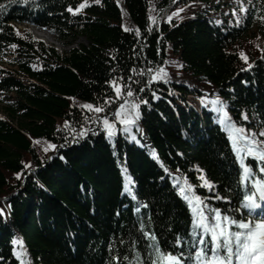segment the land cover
Listing matches in <instances>:
<instances>
[{
    "label": "trees",
    "instance_id": "obj_1",
    "mask_svg": "<svg viewBox=\"0 0 264 264\" xmlns=\"http://www.w3.org/2000/svg\"><path fill=\"white\" fill-rule=\"evenodd\" d=\"M84 2L0 0V264H20L17 240L28 264H152L141 225L187 259L199 249L177 180L209 208L244 217L242 169L202 100L219 99L264 140V0H87L68 11ZM31 23L70 49L19 27ZM125 100L135 125L115 121ZM104 118L116 124L111 137ZM250 166L261 179L260 164Z\"/></svg>",
    "mask_w": 264,
    "mask_h": 264
},
{
    "label": "snow or ice",
    "instance_id": "obj_2",
    "mask_svg": "<svg viewBox=\"0 0 264 264\" xmlns=\"http://www.w3.org/2000/svg\"><path fill=\"white\" fill-rule=\"evenodd\" d=\"M24 2L26 3L27 0H24ZM96 2L98 3L99 0H96ZM86 6L87 0L81 3L75 11L72 8H69L68 11L76 15ZM4 9L5 5L0 4V10ZM180 11H183V9H180ZM241 11H244V9H241ZM174 15L178 16L179 12L174 13ZM149 19L155 23L153 17L150 16ZM168 19L171 21V17ZM124 30L129 31L127 27ZM137 34H139L138 31ZM240 56L247 62V58L243 52L240 53ZM151 71L152 69H149V72ZM157 75L160 79L167 82L166 77L168 73L163 68L157 70ZM155 79L156 77H152V80ZM112 87L117 93V98H120L123 94L122 88L117 85L116 81L112 82ZM126 96H133L131 89L127 90ZM128 103L125 100L124 104L120 105V108L114 114L115 121L122 125H135L139 119V114L134 112L136 105L133 104L132 110H129L126 107ZM202 103L205 106L208 104L212 105V110L218 114V123L221 124L223 130L228 134L232 150L242 169L240 180L245 185L246 191L242 198L241 207L248 210V216L236 219L223 214L219 209L209 208L205 199L195 193L193 186L186 179L183 181V184H180V181L177 180V184L180 185L178 194L187 203L192 214V234L195 238L193 246L199 249L195 253L196 264H264V140L258 139L256 133H251L242 127H237L232 122L231 117L225 111V106L219 99L202 100ZM82 107L95 113L104 111L102 107L94 108L90 104L83 105ZM102 123L108 130V136H113L116 124L110 122L107 118H104ZM124 131H130V128L125 127ZM258 136L264 137V131H261ZM49 147L54 146L49 145ZM248 158L260 164L259 172L261 179L257 180L253 167L245 163ZM25 167H30V165H25ZM19 178L17 176V179ZM200 179L203 181V186L209 190L214 188V185L209 183L203 175H201ZM130 183V178L126 177L124 188L128 193H131ZM216 199H221V197L217 196ZM257 209H261V211L256 212ZM141 230L143 231V225H141ZM144 234L152 241L150 247L153 248L156 257L152 261V264H183L181 257L161 250L155 234L147 232ZM14 243L20 249L15 252L20 264H28L25 258L26 252L23 249V243L19 240L14 241ZM189 258L191 259L192 257ZM124 259H127V257ZM135 264H142V262L137 259Z\"/></svg>",
    "mask_w": 264,
    "mask_h": 264
},
{
    "label": "rangeland",
    "instance_id": "obj_3",
    "mask_svg": "<svg viewBox=\"0 0 264 264\" xmlns=\"http://www.w3.org/2000/svg\"><path fill=\"white\" fill-rule=\"evenodd\" d=\"M23 27H29L31 28V32L33 33V35L37 38H40L41 40H43L45 43L53 46L54 48H56L59 52H65V51H68L70 48L65 46L61 41H58L57 39L54 38V36L48 32H45V31H42V30H39L37 29L36 27H33V26H28V25H25ZM37 33L40 34V36L37 35ZM43 35V36H42ZM48 35V36H47ZM50 36V37H49ZM50 38V41L48 42V39ZM86 41L84 39H79L78 41L74 42V45L73 47L74 48H77L79 45L81 44H84ZM72 48V47H71ZM0 113H2V110H1V105H0Z\"/></svg>",
    "mask_w": 264,
    "mask_h": 264
},
{
    "label": "bare ground",
    "instance_id": "obj_4",
    "mask_svg": "<svg viewBox=\"0 0 264 264\" xmlns=\"http://www.w3.org/2000/svg\"><path fill=\"white\" fill-rule=\"evenodd\" d=\"M37 35H38V36H40V34H39V33H37ZM42 36H43V35H42ZM47 36H48V35H47ZM49 37H50V36H49ZM49 41H50V38L48 39V42H49Z\"/></svg>",
    "mask_w": 264,
    "mask_h": 264
}]
</instances>
